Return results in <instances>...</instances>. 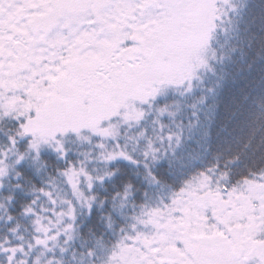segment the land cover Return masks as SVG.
I'll return each mask as SVG.
<instances>
[{
    "label": "snow or ice",
    "instance_id": "6c2138e0",
    "mask_svg": "<svg viewBox=\"0 0 264 264\" xmlns=\"http://www.w3.org/2000/svg\"><path fill=\"white\" fill-rule=\"evenodd\" d=\"M0 264H264V0H0Z\"/></svg>",
    "mask_w": 264,
    "mask_h": 264
}]
</instances>
